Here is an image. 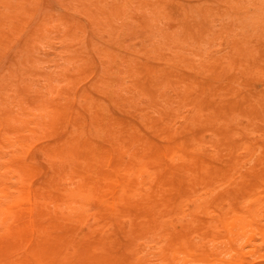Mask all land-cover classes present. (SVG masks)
<instances>
[{
  "label": "rangeland",
  "instance_id": "374dc122",
  "mask_svg": "<svg viewBox=\"0 0 264 264\" xmlns=\"http://www.w3.org/2000/svg\"><path fill=\"white\" fill-rule=\"evenodd\" d=\"M104 174L117 212L49 205L59 264L154 260L173 217L192 264H264V0H0V233L28 182L91 199Z\"/></svg>",
  "mask_w": 264,
  "mask_h": 264
},
{
  "label": "bare ground",
  "instance_id": "6f19581e",
  "mask_svg": "<svg viewBox=\"0 0 264 264\" xmlns=\"http://www.w3.org/2000/svg\"><path fill=\"white\" fill-rule=\"evenodd\" d=\"M148 145L150 146V151L158 158H167L169 153L179 150L178 145L173 143H166L161 146L157 143L149 142ZM62 151L66 154H70V152L76 154L77 150L66 148ZM109 152L111 153L110 150ZM112 173L115 175V171ZM125 179L126 177H123L114 182L108 180V175H102L94 183L92 182V185H89V191L94 195L91 199L76 193L67 194L64 190L53 188L50 184L37 185L33 182H28L22 194L14 198L12 203H9L11 204L10 206L6 204L7 209H2L5 216L4 220L11 221L13 227L7 233H0V264H59L62 259L59 255H55L54 249H56V243H60V241L56 240L46 230V223L54 221V216L58 215L59 212L54 213L49 209V205L55 203L58 207H61L66 205V203L72 202L75 204L73 209L76 210L77 204L82 199L83 201H93L97 204L108 205L114 212H117L123 205V200H125V197L120 195V189L126 186ZM107 181L110 188H116L114 195L108 197L104 193ZM169 203L171 209L168 213L171 212L172 216L175 213L178 214L177 202L173 200ZM191 214H195V212ZM146 222L154 227L160 224L155 218H150ZM172 222L173 227L166 230L167 238L164 247L160 253L153 254L154 260L143 255L134 259L133 262L127 263L121 259L100 260L92 256L87 261H82L79 264H192L191 260L197 258L192 249V243H189L193 232L189 224L182 222L181 218L175 220L173 217ZM137 223L138 221L135 224L138 226L136 228L140 230V225ZM166 226V224H161L163 228H166ZM68 238L66 243H74ZM12 243H32L35 244V249L28 250L23 255H14L11 252L9 253V247Z\"/></svg>",
  "mask_w": 264,
  "mask_h": 264
}]
</instances>
